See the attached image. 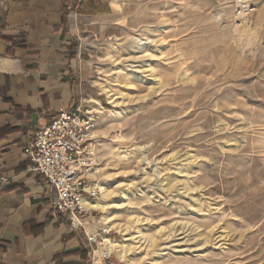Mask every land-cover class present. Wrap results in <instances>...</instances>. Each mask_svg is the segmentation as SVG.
Here are the masks:
<instances>
[{"label": "rangeland", "instance_id": "374dc122", "mask_svg": "<svg viewBox=\"0 0 264 264\" xmlns=\"http://www.w3.org/2000/svg\"><path fill=\"white\" fill-rule=\"evenodd\" d=\"M71 13L80 101L103 107L96 171L129 194L118 222L136 219L133 263L104 264H264V0H76Z\"/></svg>", "mask_w": 264, "mask_h": 264}, {"label": "crops", "instance_id": "0c3cea01", "mask_svg": "<svg viewBox=\"0 0 264 264\" xmlns=\"http://www.w3.org/2000/svg\"><path fill=\"white\" fill-rule=\"evenodd\" d=\"M75 3L0 0V264L90 263V231L53 212L55 192L24 156L35 131L81 102Z\"/></svg>", "mask_w": 264, "mask_h": 264}, {"label": "built area", "instance_id": "2783aa9c", "mask_svg": "<svg viewBox=\"0 0 264 264\" xmlns=\"http://www.w3.org/2000/svg\"><path fill=\"white\" fill-rule=\"evenodd\" d=\"M90 110L82 102L61 109L49 124L35 131L24 149L31 171L41 175L56 194L53 212L63 216L74 229L82 227L75 226V220L85 222L94 218L96 210H88L84 201L101 195L92 179L97 172L96 116ZM87 239L90 253L94 252L96 237L91 235Z\"/></svg>", "mask_w": 264, "mask_h": 264}, {"label": "bare ground", "instance_id": "6f19581e", "mask_svg": "<svg viewBox=\"0 0 264 264\" xmlns=\"http://www.w3.org/2000/svg\"><path fill=\"white\" fill-rule=\"evenodd\" d=\"M131 37H133V36H131ZM109 44H110V41H109ZM112 44H110V45L112 46ZM100 91H101L100 95H107L108 99L111 102H113L112 101L113 95L110 94V92H111L110 89L108 90L106 88V86H101ZM88 102L93 104V106L90 105L92 107V109L90 110L91 112L99 114V115L102 114L101 110L103 107H102L101 102L99 100L92 99V100H89ZM95 132H97V131H95ZM94 136H95V134H94ZM136 149H138V148H136ZM141 149H138V150L141 151ZM127 152H129V151H127ZM113 154H115V153H113ZM142 158L140 157L141 161L144 159V158L143 159ZM137 159H138V157H137ZM192 162H193V160H192ZM102 171H104L103 178L100 180H99V176H98L100 171H97L96 173H94L92 175V179L94 180V182L97 183L95 186V189H97L100 192L101 198H97L95 200H85L84 201V206L88 210L100 211L101 216L98 219L97 218H91L85 222L75 220V226L86 225L85 227H87L89 231H92V232L94 231L95 233H96L95 230L97 228H101L106 233L103 235H100L99 233H97L96 235L92 234V236L96 237V240H97V248L94 251L93 264H104V259L108 258L111 255H115L117 257V259H119L120 261H122L124 263H133L132 261H130L129 257H130V254L132 253V251H134V249L136 248L135 245L137 243L134 245V241H136L137 237L134 236V235H136L135 234L136 232H134V234L132 235V233H130V231L132 229H135L134 223H135L136 219L129 220L127 223L123 224V223L118 222L119 219H118V215L116 213L118 211V209H120L124 205V202L129 197V194L122 192V199L116 200L115 199L117 196L116 193L120 189V188H118L119 185L117 186V188L114 187L112 189V186H111L112 182H110V180H109L111 178L110 175H112V174H109V172H107V170H102ZM109 232H117V233L121 234L124 238H123V240L113 239L108 235ZM138 232L141 233L140 230ZM149 241L154 242L152 237H149Z\"/></svg>", "mask_w": 264, "mask_h": 264}, {"label": "trees", "instance_id": "16d2710c", "mask_svg": "<svg viewBox=\"0 0 264 264\" xmlns=\"http://www.w3.org/2000/svg\"><path fill=\"white\" fill-rule=\"evenodd\" d=\"M79 252H81V251H79ZM81 253L84 254V255H83V259L86 260V259H87V256H88L87 251H86V252H81Z\"/></svg>", "mask_w": 264, "mask_h": 264}]
</instances>
